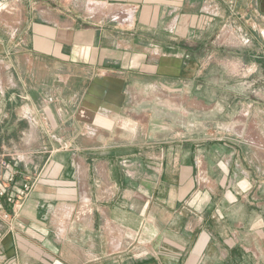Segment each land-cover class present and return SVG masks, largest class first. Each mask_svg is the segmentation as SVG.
<instances>
[{"label":"crops","instance_id":"obj_1","mask_svg":"<svg viewBox=\"0 0 264 264\" xmlns=\"http://www.w3.org/2000/svg\"><path fill=\"white\" fill-rule=\"evenodd\" d=\"M0 1L7 136L39 145L5 157L14 262L264 264V0ZM233 30L240 74L211 63Z\"/></svg>","mask_w":264,"mask_h":264},{"label":"rangeland","instance_id":"obj_2","mask_svg":"<svg viewBox=\"0 0 264 264\" xmlns=\"http://www.w3.org/2000/svg\"><path fill=\"white\" fill-rule=\"evenodd\" d=\"M3 3H5V2H3ZM248 38H250V35L245 30H243V31H239V30L234 31L233 30L230 32L223 33V39H224V42L226 43V44L225 43L224 44L227 45L226 48H224L226 50L224 51L222 56L219 55L220 57H216V59H213L211 61V63H216V64L218 63L217 65L219 67H221L223 71H227V72L232 73V74H236V73L240 74V73H242V71L246 72V70L249 67H248L245 59L241 58L242 55H244V54L243 53H238L239 55L236 54L234 51L231 50L233 48H231L230 45L236 44L241 49L242 46L246 45ZM5 83H6V80H4V84ZM7 100H8V96H0V109H1L0 110V121H2V123L0 122V156L3 157L2 160L4 162H7L8 164H10L7 159L14 160L13 161L14 163L16 161L20 162L21 161L20 159H22V157L27 154V151L25 149L29 148L30 146L31 147H37L39 145L38 144L23 143V140L28 138L26 135L25 136L20 135L16 139H12V138H9L7 136L8 131H9V129H8L9 125L8 124H10V126L17 125V126L22 128V123L18 122L17 113L7 110V106H6ZM24 128H25V131L27 132L26 134L31 135L33 141L38 140L37 138H38L39 134H38L37 129H29V128L23 127V129ZM33 137H35V138H33ZM32 139H31V142H33ZM6 156H8L7 159L5 158ZM18 158H20V159H18ZM3 172H5V168L0 166V175H2ZM15 175H16V171L14 170V181L12 184H9V186H11V187L13 185L19 186L15 182V179H16ZM5 183H6V181H5ZM8 235L9 234H7L6 236H8ZM3 240L1 241L2 250L7 254L8 257H10L11 255L8 254L5 250V248L3 247Z\"/></svg>","mask_w":264,"mask_h":264},{"label":"built area","instance_id":"obj_3","mask_svg":"<svg viewBox=\"0 0 264 264\" xmlns=\"http://www.w3.org/2000/svg\"><path fill=\"white\" fill-rule=\"evenodd\" d=\"M6 4L0 1V10L6 8ZM0 156V166L5 168V172L8 173L5 181L12 184L14 181V169L13 167L2 160ZM5 185L0 187V264H17L12 260V257H8L2 250L1 241L9 233L13 236L17 235L19 231L24 227V223L21 219V207L22 202L28 195L30 190V184L23 183L20 186L13 185V190L8 188L11 186ZM6 204L11 210L2 209L1 206ZM74 217H79L92 211V207L87 199L81 200L77 207L71 209ZM3 230V231H2Z\"/></svg>","mask_w":264,"mask_h":264}]
</instances>
